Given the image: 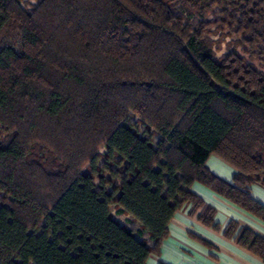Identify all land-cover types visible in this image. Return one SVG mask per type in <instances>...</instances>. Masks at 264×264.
Returning a JSON list of instances; mask_svg holds the SVG:
<instances>
[{"label":"trees","instance_id":"obj_1","mask_svg":"<svg viewBox=\"0 0 264 264\" xmlns=\"http://www.w3.org/2000/svg\"><path fill=\"white\" fill-rule=\"evenodd\" d=\"M195 182L264 219V0H0V264H146Z\"/></svg>","mask_w":264,"mask_h":264},{"label":"crops","instance_id":"obj_2","mask_svg":"<svg viewBox=\"0 0 264 264\" xmlns=\"http://www.w3.org/2000/svg\"><path fill=\"white\" fill-rule=\"evenodd\" d=\"M206 166L217 176L231 182L234 169L215 155H211ZM192 190L215 209L216 231L197 221L189 210L191 205H183L168 225V236L162 241L159 252L152 253L146 264H264L255 254L244 249L233 238L222 235L230 221L241 228H247L264 237V219L252 215L200 183H193ZM250 196L264 205V186L253 183L249 186ZM131 228H137L132 225ZM152 241L150 240L151 245Z\"/></svg>","mask_w":264,"mask_h":264},{"label":"rangeland","instance_id":"obj_3","mask_svg":"<svg viewBox=\"0 0 264 264\" xmlns=\"http://www.w3.org/2000/svg\"><path fill=\"white\" fill-rule=\"evenodd\" d=\"M31 1L33 2L34 0H31ZM136 118H138V117L135 116V115H133V119L132 120H135ZM138 128H139V130L142 129V127H140V125L138 126ZM100 164H101V161L98 162V166ZM110 215H111V217L113 219L117 220L119 223L124 224L126 227H131L132 225H135L136 227H139V222L136 219H134L128 213H122L121 214V213L116 212V208H115L114 205H111L110 206ZM136 237L141 238V236L138 235V234H136ZM142 238L145 239V241L147 242V244H150V240L151 239H150L149 235L146 232L143 234Z\"/></svg>","mask_w":264,"mask_h":264}]
</instances>
